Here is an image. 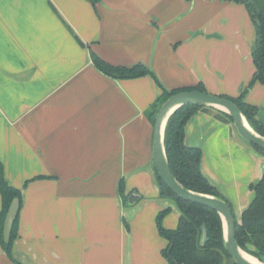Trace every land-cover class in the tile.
Listing matches in <instances>:
<instances>
[{
    "label": "crops",
    "instance_id": "crops-1",
    "mask_svg": "<svg viewBox=\"0 0 264 264\" xmlns=\"http://www.w3.org/2000/svg\"><path fill=\"white\" fill-rule=\"evenodd\" d=\"M254 47L249 13L231 0H0V162L21 191L15 261L0 245V264H168L156 216L169 208L162 225L173 229L180 211L161 196L153 162L161 87L150 75H104L90 51L142 63L166 89L237 97ZM244 100L264 122V85ZM184 130L239 222L264 156L213 109Z\"/></svg>",
    "mask_w": 264,
    "mask_h": 264
},
{
    "label": "trees",
    "instance_id": "trees-1",
    "mask_svg": "<svg viewBox=\"0 0 264 264\" xmlns=\"http://www.w3.org/2000/svg\"><path fill=\"white\" fill-rule=\"evenodd\" d=\"M245 5L249 16L255 26V47L252 52L254 72L248 84L237 97L220 95L233 101L247 118L250 125L264 136V122L257 119V106L244 100L248 89L258 81L264 85V0H231ZM93 66L112 78H136L150 75L161 87V93L152 106V118L160 105L172 94L183 90L206 91L202 84L185 86L181 88L166 89L157 80L154 73L144 64L136 63L131 66L113 65L101 59L90 51ZM212 109L200 105L186 104L178 108L168 119L164 130V146L171 172L175 178L189 189L213 194L219 197L223 195L203 175L201 164V150L198 147L188 146L185 143V124L198 109ZM214 110V109H213ZM217 113L232 123V118L221 111ZM247 142V141H246ZM255 151L264 156V148L247 142ZM160 187V194L164 198L174 200L180 215L175 228L167 229L162 225L163 216L169 208L161 210L156 216V226L159 234L167 241L162 254L168 264H236L223 246L222 224L219 214L212 208L181 199L176 196L160 179L156 172ZM253 198L242 211L240 221L235 224V237L238 244L245 248L246 243H252L259 250L255 253L258 257H264V171L261 178L250 185ZM118 191L123 193V184L120 180ZM0 245L5 254L14 260L12 255L13 240L17 236L18 213L14 220L10 238L5 242L2 235L3 221L7 209L13 198L19 199L21 205V191L11 185L4 177L3 165L0 162ZM225 199V198H224ZM232 208L231 203L225 199ZM205 224L208 239L203 246L200 245L201 224ZM15 261V260H14Z\"/></svg>",
    "mask_w": 264,
    "mask_h": 264
},
{
    "label": "water",
    "instance_id": "water-1",
    "mask_svg": "<svg viewBox=\"0 0 264 264\" xmlns=\"http://www.w3.org/2000/svg\"><path fill=\"white\" fill-rule=\"evenodd\" d=\"M186 104L200 105L228 114L232 118L235 130L241 138L264 148V136L250 125L243 112L233 101L208 91L183 90L170 95L160 105L155 114L153 123V162L155 170L160 179L176 196L186 201L210 207L219 214L222 224L223 246L236 264H264V257L255 255L259 252L255 245L246 243L245 248H242L236 241V220L232 208L224 198L189 189L178 181L171 172L164 146V130L169 117L178 108ZM136 197L134 193H130L128 203H133ZM18 211L19 199L15 197L9 205L3 221L2 235L5 242L9 241ZM207 239V229L203 223L201 224L200 245L203 246Z\"/></svg>",
    "mask_w": 264,
    "mask_h": 264
},
{
    "label": "bare ground",
    "instance_id": "bare-ground-1",
    "mask_svg": "<svg viewBox=\"0 0 264 264\" xmlns=\"http://www.w3.org/2000/svg\"><path fill=\"white\" fill-rule=\"evenodd\" d=\"M253 259V258H252Z\"/></svg>",
    "mask_w": 264,
    "mask_h": 264
}]
</instances>
